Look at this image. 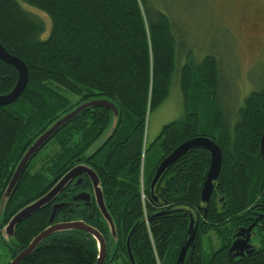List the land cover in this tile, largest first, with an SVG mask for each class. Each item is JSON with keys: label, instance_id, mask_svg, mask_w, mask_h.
I'll return each instance as SVG.
<instances>
[{"label": "trees", "instance_id": "trees-1", "mask_svg": "<svg viewBox=\"0 0 264 264\" xmlns=\"http://www.w3.org/2000/svg\"><path fill=\"white\" fill-rule=\"evenodd\" d=\"M21 1L51 17L53 26L47 39H41L43 21ZM0 41L29 70V83L22 95L10 106L0 107V181L1 173L7 174L41 134L80 104L104 98L119 110L115 117L110 109L90 107L60 128L49 140L53 142L51 150L33 180L23 178L12 213L84 163L99 178L116 235L95 200L92 207L62 209L56 222L82 219L99 230L106 241L105 264L120 257L133 264L127 246L133 228L130 250L135 264H177L188 236L189 216L184 214L189 212L199 219L198 232L196 248L188 250L183 264H264V247L243 259L228 249L233 227L255 211L264 212L260 149L264 88L245 98L232 128L216 109L212 119L216 134H201L200 115L190 108L197 100L213 99L216 103L218 61L210 55L200 64L184 65L181 84L189 110L181 119L166 124L151 144L160 148L161 155L147 171V118L169 96L176 70L177 40L164 12L152 8L147 0H0ZM17 79L14 66L0 59V94L10 92ZM105 132L101 143L89 152ZM197 136L212 138L223 152L210 203L201 201L211 160L203 148L181 156L151 189L160 162ZM206 206L204 213L201 208ZM50 214L51 208L45 206L16 227L11 258L50 226ZM210 233L216 235L220 246L208 253L204 239ZM261 234L264 238V227ZM98 256L94 236L72 229L47 236L20 264H96Z\"/></svg>", "mask_w": 264, "mask_h": 264}, {"label": "rangeland", "instance_id": "rangeland-1", "mask_svg": "<svg viewBox=\"0 0 264 264\" xmlns=\"http://www.w3.org/2000/svg\"><path fill=\"white\" fill-rule=\"evenodd\" d=\"M152 8L164 12L171 21L177 40L176 70L167 99L147 118L145 169L154 165L161 155L157 145L151 144L163 127L185 116L189 108L182 90L181 73L188 63L200 64L207 56H215L219 67V87L216 103L197 100L190 108L201 118L199 133L216 134L212 119L219 109L232 128L239 119V109L253 91L264 88V0H147ZM22 6L40 18L44 24L41 39L51 33L53 21L41 10L24 2ZM71 99H75L70 95ZM189 110V109H188ZM106 132L89 148L92 152L104 139ZM53 142L49 144L52 147ZM44 149L42 152H45ZM41 152V153H42ZM39 154V156L41 155ZM145 156V155H144ZM216 235L204 239L208 253L220 246ZM258 243V240L255 241ZM208 255V254H207ZM0 237V264H7L9 256ZM113 264H128L120 257Z\"/></svg>", "mask_w": 264, "mask_h": 264}, {"label": "water", "instance_id": "water-1", "mask_svg": "<svg viewBox=\"0 0 264 264\" xmlns=\"http://www.w3.org/2000/svg\"><path fill=\"white\" fill-rule=\"evenodd\" d=\"M0 59L4 61L7 64H10L16 68L18 71V79L13 87V89L7 93V94H0V106H7L14 103L24 92V90L27 88L29 83V70L25 62L20 59L17 56L12 55L9 53L6 48L2 45L0 41ZM105 107L107 109H110L114 112L115 117H118L119 110L115 106V104L108 100V99H93L88 102H84L77 106L74 110L67 113L66 115L62 116L60 119H58L49 129H47L43 134H41L29 147L27 152L25 153L24 157L20 161L18 168L10 182L8 193L13 191L15 185L17 184L22 172L26 168L28 162L34 157V155L67 123L72 121L78 114H80L85 109H88L90 107ZM195 148H203L206 149L210 153V167L207 172L205 181L202 186L201 190V201L208 205L210 203L212 193L215 189L216 182L218 180L221 167H222V159H223V152L222 148L217 144L215 140L208 136H197L190 140L185 141L181 145H179L177 148L173 150L171 154L166 156L158 165L156 172L154 174V177L151 182V189L154 188L155 184L159 181V179L162 177L165 170L174 164L178 159L189 152L192 149ZM260 149L261 154L264 158V130L261 137L260 142ZM87 172L91 175L94 187H95V193L96 198L98 202V207L100 208L103 216L107 220V222L111 226L112 233L116 235V228L114 221L107 211L103 193L101 190V187L99 186V178L96 175L95 171L87 167L85 165H79L75 166L72 169H70L53 187L52 189L47 192L44 196L37 199L36 201L28 204L27 206L20 209L10 220L8 223L6 229L8 231V234L10 236H13L15 232L16 226L21 223L23 220L28 218L29 216L33 215L34 213L40 211L42 208L47 206L49 203H51L58 194H60L67 185L71 182L73 178H75L79 173ZM64 206L62 204H57L53 206L51 215H50V223H53L55 216L57 214L58 209H62ZM204 210V213L207 212L208 206L201 208ZM191 215L190 224L188 228V236L183 244V246L180 249L177 264H183L185 261L186 254L188 250L191 248L194 250L196 248V239H197V232H198V223L199 219L194 218L193 214ZM254 225H251L247 230H251ZM72 229H79L87 231L88 233L92 234L94 238L98 242V248H99V256L96 264H105L106 257H107V250H106V241L103 237V235L94 228L93 226L88 225L84 221H70V222H62V223H55L51 224L49 227H47L45 230H43L41 233H39L29 244L27 248L22 250L12 261L10 264H20L23 259H25L29 254H31L35 248L50 234L58 232V231H65V230H72ZM135 231V228L130 232L128 240H127V246L130 254V258L132 260V263L135 264L133 256L131 255L130 250V239ZM236 243H234L230 248L229 251L233 252L236 251ZM249 250V255H251L254 251L252 245H248L247 248ZM243 255V252L238 253L236 251L235 256Z\"/></svg>", "mask_w": 264, "mask_h": 264}, {"label": "flooded vegetation", "instance_id": "flooded-vegetation-1", "mask_svg": "<svg viewBox=\"0 0 264 264\" xmlns=\"http://www.w3.org/2000/svg\"><path fill=\"white\" fill-rule=\"evenodd\" d=\"M17 73H18V71H17ZM8 106H10V105L0 106V107L6 108ZM49 143L50 142L48 141L34 155V157L28 162L26 168L22 172L17 184L15 185L13 191L10 192V194L8 193V188H9L10 182H11V180H12V178H13V176H14L17 168H18L20 161L22 160L25 153L27 152V150L29 149V147L33 143L28 147V149L25 151L24 155L22 156L21 159H19L18 162H14L13 164H11L10 168H8L7 174L1 173L2 180L0 181V183L1 182L2 183L0 184V237H1V242L5 248L8 256L10 254H12V249L15 248L12 245V238L14 237L15 232H14L13 236H10L8 234L6 227H7L8 223L10 222V220L12 219V217L18 212V211H16V212L12 213V211H13L12 208H14V206H15V199L19 193V187H22V184H23L25 179L33 180L32 177H34L36 175L35 171H39L41 169V167H42L41 163L43 161V158L51 150ZM44 149L46 151L42 152ZM40 153H41V155L39 156ZM79 165H85L87 167H90L89 165L84 164V163H79L76 166H79ZM23 178H24V180H23ZM61 178H59V180ZM2 187H3V190L1 192ZM52 187L49 188V190H47V192H49L52 189ZM47 192H45L43 195H45ZM68 192L71 193V195L69 197L66 196V194ZM43 195H41L37 199L41 198ZM37 199H35L34 201H36ZM94 200L98 204L93 179H92L91 175L88 174L87 172H82V173H79L75 178H73L71 180V182L67 185V187L59 195H57V197L51 203H49L47 206H49L51 208V212H52L53 206L57 205V204H62L64 206L62 209L69 207L70 210H73L74 208L82 207V205L92 207L93 202H95ZM27 205H25V206H27ZM62 209H58L57 214ZM258 209L260 210L261 208H258ZM263 213H264L263 211H255L253 216L248 217V220H246L245 222L233 227L232 235H231L232 240H231L229 248L234 243H236V247H237L236 251H238V253L243 252V255H239V256H237V258L243 259L249 255V250L246 248L250 244L252 245V247L254 249L253 253H255L257 250L262 249L264 247V238L262 237V234H261V229L264 227V224L262 222L264 217L262 218V216H261ZM57 214L55 216L53 223H50V221H49L50 225L55 224V223H62V222H56ZM190 214H191L190 212L187 214H184V216H186V217L189 216L188 217L189 224H190V219H191ZM89 216L91 217L92 214L90 213ZM77 221H84V220L79 219ZM251 225H254L252 227V229L247 230ZM15 230H16V228H15ZM256 239L258 240V243L255 242ZM236 251H233L232 253L235 255ZM19 253H17L12 258H11V256H9V261L7 264H10L11 261Z\"/></svg>", "mask_w": 264, "mask_h": 264}, {"label": "built area", "instance_id": "built-area-1", "mask_svg": "<svg viewBox=\"0 0 264 264\" xmlns=\"http://www.w3.org/2000/svg\"><path fill=\"white\" fill-rule=\"evenodd\" d=\"M142 198L145 199V194L144 193H142Z\"/></svg>", "mask_w": 264, "mask_h": 264}, {"label": "crops", "instance_id": "crops-1", "mask_svg": "<svg viewBox=\"0 0 264 264\" xmlns=\"http://www.w3.org/2000/svg\"><path fill=\"white\" fill-rule=\"evenodd\" d=\"M216 241H218V239Z\"/></svg>", "mask_w": 264, "mask_h": 264}, {"label": "bare ground", "instance_id": "bare-ground-1", "mask_svg": "<svg viewBox=\"0 0 264 264\" xmlns=\"http://www.w3.org/2000/svg\"><path fill=\"white\" fill-rule=\"evenodd\" d=\"M44 196V195H43Z\"/></svg>", "mask_w": 264, "mask_h": 264}]
</instances>
